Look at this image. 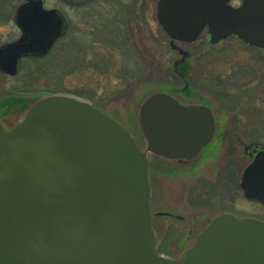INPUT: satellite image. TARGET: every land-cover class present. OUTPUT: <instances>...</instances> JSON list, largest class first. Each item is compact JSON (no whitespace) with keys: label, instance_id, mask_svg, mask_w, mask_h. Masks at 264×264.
I'll use <instances>...</instances> for the list:
<instances>
[{"label":"water","instance_id":"obj_1","mask_svg":"<svg viewBox=\"0 0 264 264\" xmlns=\"http://www.w3.org/2000/svg\"><path fill=\"white\" fill-rule=\"evenodd\" d=\"M231 1L160 0L157 17L174 39L207 30L213 43L237 36L264 50V0ZM14 23L21 36L0 47V72L11 76L68 30L65 15L43 0L23 1ZM30 103L11 128L0 117V264H264V220L255 218L222 214L177 257L166 254L169 237L157 242L150 156L193 159L207 141L187 140L191 120L211 122L209 109L151 94L138 113L142 149L88 100L57 93ZM242 187L264 205V150Z\"/></svg>","mask_w":264,"mask_h":264},{"label":"flooded vegetation","instance_id":"obj_2","mask_svg":"<svg viewBox=\"0 0 264 264\" xmlns=\"http://www.w3.org/2000/svg\"><path fill=\"white\" fill-rule=\"evenodd\" d=\"M159 1L67 0L69 12L63 13L68 32L81 31L92 45L120 54L127 62L125 77L179 83L170 94L212 113L211 122L191 120L196 126L187 140L207 141L193 159L150 156L152 224L158 243L170 238L166 254L173 257L222 214L264 220L251 211L264 206L242 187L246 169L264 150V50L238 37L213 43L206 30L196 40L174 39L158 20ZM2 15L10 20V12ZM15 27L18 37L12 41L21 36ZM136 64L139 75L131 73Z\"/></svg>","mask_w":264,"mask_h":264},{"label":"rangeland","instance_id":"obj_3","mask_svg":"<svg viewBox=\"0 0 264 264\" xmlns=\"http://www.w3.org/2000/svg\"><path fill=\"white\" fill-rule=\"evenodd\" d=\"M23 1L0 0V47L18 37L11 18ZM43 1L46 8H56L65 14L69 12L67 0ZM241 1L232 0L231 4L238 6ZM9 12L10 20H7L2 14L7 15ZM89 38L81 31L70 30L47 56L37 60L23 58L16 76L0 72V113L6 125L11 128L21 120L32 100L53 94L59 88L60 93L88 100L117 120L145 149L146 141L138 124V113L143 101L155 92L170 94L172 86L179 88L180 84L173 85L168 79L156 76L125 77L122 71H125L127 62L123 61L120 54L101 44L92 45ZM134 66L131 73L136 75L140 68L138 64ZM251 211L262 215L264 219L262 208L253 205Z\"/></svg>","mask_w":264,"mask_h":264},{"label":"trees","instance_id":"obj_4","mask_svg":"<svg viewBox=\"0 0 264 264\" xmlns=\"http://www.w3.org/2000/svg\"><path fill=\"white\" fill-rule=\"evenodd\" d=\"M30 59L37 60V59H41V58H30ZM58 89H59V88H58ZM58 89H56V91H54V92H55V93H60ZM54 92H53V93H54Z\"/></svg>","mask_w":264,"mask_h":264}]
</instances>
